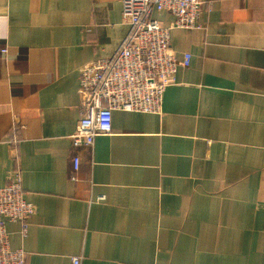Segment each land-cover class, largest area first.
I'll list each match as a JSON object with an SVG mask.
<instances>
[{"label":"crops","instance_id":"crops-1","mask_svg":"<svg viewBox=\"0 0 264 264\" xmlns=\"http://www.w3.org/2000/svg\"><path fill=\"white\" fill-rule=\"evenodd\" d=\"M202 2L199 28L170 29L189 62L160 112L114 110L73 145L80 71L124 38L121 0H0V186L20 171L34 206L5 225L26 264H264V0Z\"/></svg>","mask_w":264,"mask_h":264},{"label":"built area","instance_id":"built-area-1","mask_svg":"<svg viewBox=\"0 0 264 264\" xmlns=\"http://www.w3.org/2000/svg\"><path fill=\"white\" fill-rule=\"evenodd\" d=\"M202 0H121V15L128 30L108 57L85 64L79 75L80 117L73 145H91L97 135L111 131L112 111L159 113L166 86L178 65L186 66L189 55L178 61L170 46V29L199 28ZM154 12L172 16L164 26ZM78 157L72 158L78 169ZM25 198L20 171L0 186V264H26L24 251L9 243L6 222H19L25 229L34 214ZM72 262L78 264V258ZM126 264V263H119Z\"/></svg>","mask_w":264,"mask_h":264}]
</instances>
